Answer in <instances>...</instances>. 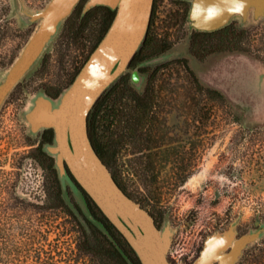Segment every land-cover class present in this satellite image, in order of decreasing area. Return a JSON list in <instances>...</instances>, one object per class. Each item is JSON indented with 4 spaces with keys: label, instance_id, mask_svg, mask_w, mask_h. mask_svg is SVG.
<instances>
[{
    "label": "rangeland",
    "instance_id": "rangeland-1",
    "mask_svg": "<svg viewBox=\"0 0 264 264\" xmlns=\"http://www.w3.org/2000/svg\"><path fill=\"white\" fill-rule=\"evenodd\" d=\"M47 2L0 0V78L38 22H26L21 8L35 11ZM84 2L62 22L37 64L0 106V155L14 153L12 160L23 158L28 170L34 167L31 154L35 150L30 146L43 130L30 133L23 110L37 92L56 98L68 86L104 26L105 11L97 6L83 20ZM188 9L187 0H154L137 59L169 55L139 64L140 87L129 80L131 67L139 61L112 84L120 89L130 86L140 94L148 88L153 103L149 137L137 133L133 142L116 152L115 165L127 189L157 225L169 223L172 233L166 256L171 264L189 263L208 235L232 223L237 236L255 228L257 217L264 224V16L243 23L235 16L222 28L199 31L189 28ZM10 167L5 166L8 172L13 170ZM58 186L54 230L50 212L46 221L39 222L37 209L25 207L13 227L6 225L0 213L4 232H0V264H45L46 255H53V239L56 264H93L76 249L81 236L78 222L83 224L89 215L84 197L59 177ZM38 222L42 239L37 236ZM24 226L30 232L19 229ZM46 264H51L49 259ZM235 264H264V232Z\"/></svg>",
    "mask_w": 264,
    "mask_h": 264
},
{
    "label": "water",
    "instance_id": "water-1",
    "mask_svg": "<svg viewBox=\"0 0 264 264\" xmlns=\"http://www.w3.org/2000/svg\"><path fill=\"white\" fill-rule=\"evenodd\" d=\"M80 1L48 0L44 7L35 11L21 8L26 22H38L20 53L1 75L0 106L14 86L37 64L59 26ZM187 1L188 26L199 31L222 28L235 16L241 23L264 16V0ZM153 2L85 0L82 15L99 5L114 10L107 29L68 86L56 98L43 91L37 92L23 110L22 117L30 133L52 130V140L46 141L43 148L54 157L59 180L71 182L84 197L90 221L119 248L91 212L84 192L126 239L141 264H171L166 256L172 233L169 223L158 226L154 216L120 187L95 150L88 133V115L96 101L130 69L133 57L144 43ZM168 55L160 54L132 66L129 72L132 85L138 88L143 81L139 64L159 61ZM254 225L255 228L239 236L234 223L222 232L208 235L198 254L187 264H235L245 248L264 232V224L258 217Z\"/></svg>",
    "mask_w": 264,
    "mask_h": 264
},
{
    "label": "trees",
    "instance_id": "trees-1",
    "mask_svg": "<svg viewBox=\"0 0 264 264\" xmlns=\"http://www.w3.org/2000/svg\"><path fill=\"white\" fill-rule=\"evenodd\" d=\"M97 7L105 11V23L89 53L104 34L114 15V10L107 6L100 5ZM93 8L85 13L82 17L83 20L88 17ZM79 10L80 5L78 4L75 11L78 12ZM194 34L198 35L200 32ZM140 52L141 51L135 54L131 63L140 60L137 59ZM182 62L193 76L196 85L200 86L193 71L187 66L186 60L182 59ZM122 81L125 82V77L121 79V82ZM152 106L153 103L148 88H145L140 94L130 86L120 89L118 88V84H116L98 98L88 115V133L95 150L110 168L120 187L137 201L141 200L127 189L122 179V171L115 165V157L116 152L120 148L133 142L132 139L137 133H143L145 136L149 137V117L151 115ZM46 132H51V129L43 130L42 135ZM58 193L60 194V190ZM84 194L91 212L106 227L119 248L92 221L84 217L83 224L78 222L81 229V236L77 242V252L88 255L92 259L93 264H141L134 250L122 234L106 218L89 195L85 192ZM74 206L80 213L78 205L74 203Z\"/></svg>",
    "mask_w": 264,
    "mask_h": 264
},
{
    "label": "flooded vegetation",
    "instance_id": "flooded-vegetation-1",
    "mask_svg": "<svg viewBox=\"0 0 264 264\" xmlns=\"http://www.w3.org/2000/svg\"><path fill=\"white\" fill-rule=\"evenodd\" d=\"M52 137L51 132L44 133L34 147L35 153H32L34 167L30 170L26 169L23 166V158H18L12 160L11 156L14 153H2L0 155V213L6 220V225L13 227V223H18L20 217L25 213V207H32L37 209L38 220L39 222L44 219L47 220V213H51V226L53 230L56 229V209H57V200H58V177L56 168L53 165V159L42 149V143L50 141ZM11 161L9 162L6 157ZM7 160V162H6ZM12 161L14 166L12 167ZM6 164H11V171H7L5 166ZM32 166V163H29ZM23 166V167H19ZM6 170V171H4ZM28 200V201H27ZM0 215V218L3 219ZM22 221V220H21ZM38 222V223H39ZM46 224V223H45ZM10 229L9 227H7ZM24 234L28 230L25 226L21 229ZM42 227L39 223L37 227L38 238H43V233L41 232ZM2 233V231H0ZM30 232V229L28 230ZM46 234V230H44ZM3 238V237H2ZM46 240V237H44ZM56 239H53V244L51 243L53 255L47 256L44 261H49L51 264H56Z\"/></svg>",
    "mask_w": 264,
    "mask_h": 264
}]
</instances>
